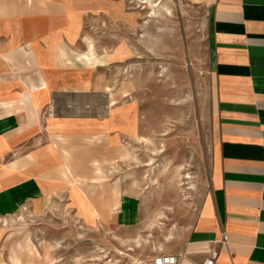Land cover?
<instances>
[{
    "label": "crops",
    "instance_id": "obj_1",
    "mask_svg": "<svg viewBox=\"0 0 264 264\" xmlns=\"http://www.w3.org/2000/svg\"><path fill=\"white\" fill-rule=\"evenodd\" d=\"M180 1L206 17L216 138L208 194L164 253L183 254L181 264L201 263L210 251L214 264H264V0ZM102 6L0 0L2 220L62 201L85 228L140 225L141 195L91 173L121 162L120 144L138 135L136 105L98 76L124 53L98 52L83 30L84 9ZM25 245L0 263L29 264Z\"/></svg>",
    "mask_w": 264,
    "mask_h": 264
},
{
    "label": "rangeland",
    "instance_id": "obj_2",
    "mask_svg": "<svg viewBox=\"0 0 264 264\" xmlns=\"http://www.w3.org/2000/svg\"><path fill=\"white\" fill-rule=\"evenodd\" d=\"M91 2L106 6L84 9V33L98 52L124 53L98 76L138 112V135L120 144L121 162L91 173L141 195L140 225L85 228L62 201L29 207L0 219L3 260L26 242L29 264H143L177 246L208 194L216 119L204 13L180 0Z\"/></svg>",
    "mask_w": 264,
    "mask_h": 264
},
{
    "label": "built area",
    "instance_id": "obj_3",
    "mask_svg": "<svg viewBox=\"0 0 264 264\" xmlns=\"http://www.w3.org/2000/svg\"><path fill=\"white\" fill-rule=\"evenodd\" d=\"M225 242L223 234H221V243ZM217 253L215 251H210L207 254V258L197 264H214ZM183 260H186L183 254L174 255L169 253H156L153 254L143 261V264H181Z\"/></svg>",
    "mask_w": 264,
    "mask_h": 264
},
{
    "label": "bare ground",
    "instance_id": "obj_4",
    "mask_svg": "<svg viewBox=\"0 0 264 264\" xmlns=\"http://www.w3.org/2000/svg\"><path fill=\"white\" fill-rule=\"evenodd\" d=\"M146 1H147V2H145V3H147L148 6H151V7H154V6H155V4L151 2V0H146ZM160 1H162V0H159V2H160Z\"/></svg>",
    "mask_w": 264,
    "mask_h": 264
}]
</instances>
